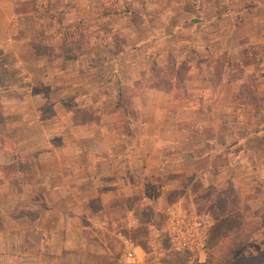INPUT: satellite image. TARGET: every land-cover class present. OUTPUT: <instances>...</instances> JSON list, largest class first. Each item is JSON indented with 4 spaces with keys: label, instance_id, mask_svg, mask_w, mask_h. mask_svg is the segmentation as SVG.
<instances>
[{
    "label": "crops",
    "instance_id": "0c3cea01",
    "mask_svg": "<svg viewBox=\"0 0 264 264\" xmlns=\"http://www.w3.org/2000/svg\"><path fill=\"white\" fill-rule=\"evenodd\" d=\"M231 5L223 6L221 17L209 14L206 25L216 29L207 32V39L219 35L222 22L233 41L236 26H247L248 8ZM33 13L31 0H0V56L16 60L14 68L25 76L23 82L30 76L23 64L31 62L22 64L19 59L39 56L27 47V37H20ZM151 37L148 34L137 40L138 48L118 50L109 58H104L108 53L102 49L74 60L65 61L61 55L63 66L52 84L45 85L43 75L41 85L20 87L36 93L45 89L46 95L37 98L42 106L45 100L53 103L54 116L45 117L36 108L19 114L12 126L5 121L12 150L5 147L0 133V264H84L91 250L88 223L105 220L99 207L108 201H134L147 188L161 193L186 180L215 188L218 171L225 168L229 185L236 189L242 185L233 172L240 165L254 168L264 161V111L256 114L258 131L230 143L227 139L233 135L228 128L224 133L214 128L212 113L207 116L209 126L201 123L204 111L193 106L199 101L198 92L189 98L186 82L182 96L176 98L170 91L146 87L153 75H164L167 69L157 72L152 62L148 69L139 68L135 60L124 63L128 53L153 61L150 49H140L156 40ZM247 41L248 35H243ZM97 55L102 58L97 64L85 60ZM138 87L141 94L130 96ZM123 97L130 113L126 133L116 128L120 114L115 106ZM3 112L6 118L11 115Z\"/></svg>",
    "mask_w": 264,
    "mask_h": 264
},
{
    "label": "rangeland",
    "instance_id": "374dc122",
    "mask_svg": "<svg viewBox=\"0 0 264 264\" xmlns=\"http://www.w3.org/2000/svg\"><path fill=\"white\" fill-rule=\"evenodd\" d=\"M100 1L31 0L34 13L28 17L30 25L25 27L29 33L25 29L20 37H27V47L33 48L39 56L19 59L21 63L31 62L26 66L22 63L26 67L25 73L30 76L23 82L25 76H21L19 69L14 68L16 60L0 56V133L5 147L12 150L13 146L6 137L10 132L5 121L12 126L16 124L14 122L19 114L36 108L45 117L54 116L51 101L45 100L43 106L39 102V95L47 93L45 89L36 93L29 88L20 90V87L41 85L43 75L46 78L45 85L47 82L52 84L54 76L58 77V68L63 66L60 37L65 31L77 27L86 29L97 39L102 46L100 49L108 53L104 58H109L118 50L138 48L137 45L134 47L137 40L151 34L152 40L156 38L155 41L139 45L142 50H151L153 61L140 54L134 56L128 53L123 57L124 63L135 60L139 68L143 66L148 69L153 63L157 72L169 67L180 72L187 83V96L195 98L198 92L199 101L193 106L204 111V121L201 120V123L209 126L211 123H208L207 116L212 113L215 116V129L220 133H224L227 128L230 130V135H233L227 139L230 143L233 139L236 142L242 136L260 129L256 109L264 111V0H115L127 5L129 10L141 17L127 20H110L103 16ZM228 3L234 8H248L247 26H236L233 41L231 34L228 36L227 26L222 22L219 35L215 39H207V32L216 29L211 27L213 24L206 25L209 14L214 16L217 13L221 17L223 6L226 9ZM236 16L238 19V14ZM175 24H178L177 29L172 30ZM243 35H248L249 41L243 42ZM85 60L94 65L102 58L98 55L88 56ZM170 63L173 64L169 66ZM49 84L47 86L51 87ZM25 101H29L28 104H23ZM3 111L11 115L6 118L1 114ZM204 134L209 136L208 127H205ZM219 159L222 161V158ZM261 162L255 165L258 169L240 165L233 172L239 185H242L232 188L235 196L227 190L231 186L226 168L218 171V183L213 184L215 188L208 186L220 191L218 197L225 200L224 204L229 201L236 203L243 223L247 225L244 238L248 240L244 254L252 257H258L264 251V161ZM186 181L177 188L161 193L147 188L144 194L148 196L140 194L124 213L118 212L115 217L100 219V223L87 222L91 226V231L87 232L91 250L86 252L84 264H114L119 246L112 236L113 224L130 239L134 233L145 229L142 235L132 240L143 249L149 264H195L182 253L169 250L166 240L161 236L166 212L173 205L180 206L189 214H206L211 221L212 211H207L205 203L198 199L205 187L195 185L196 181ZM247 181L252 182V186L243 185ZM152 198L156 199L153 201ZM94 207L93 204L92 210ZM240 237L237 235V238Z\"/></svg>",
    "mask_w": 264,
    "mask_h": 264
},
{
    "label": "trees",
    "instance_id": "16d2710c",
    "mask_svg": "<svg viewBox=\"0 0 264 264\" xmlns=\"http://www.w3.org/2000/svg\"><path fill=\"white\" fill-rule=\"evenodd\" d=\"M100 4L102 15L109 19L116 17L130 19L135 16L127 5L118 3L115 0H101ZM60 38L61 55L65 61L74 60L83 54H96L100 51L97 39L84 28L77 27L67 30ZM180 74V72L173 71V68L169 67L164 75H153V79L150 80V83L146 87H154L163 92L170 91L174 97L178 98L182 96L185 82L184 76L182 77ZM135 89L136 91L131 90L130 96H139L143 91L140 87ZM125 96L127 97L128 95ZM122 99L123 101L119 99L115 106L120 114L116 128L126 133L130 126V113L124 104V97ZM260 111V109H256L257 113ZM195 185L201 187L198 182ZM227 190L235 196V191L232 188ZM219 193L220 191L212 187L203 188L198 198L203 204L205 203L207 211H212V213L210 212L212 217L205 243V257L203 262L198 264H264V258L262 257V255L264 256V251L258 257L246 256L244 254L248 240V238H244L247 232V225L243 223L242 215L236 203L229 201L227 204H224L225 200L218 197ZM131 202L130 200L108 201L101 208L99 207V209L106 217H115L117 216L116 213H124L126 210H129ZM213 212L217 214L214 215ZM100 215L101 213L98 214L99 217ZM204 216L207 215L205 214ZM141 231L134 233L131 238L135 239L137 236L142 235L141 233H144L145 229ZM237 235H241V237L237 238Z\"/></svg>",
    "mask_w": 264,
    "mask_h": 264
},
{
    "label": "built area",
    "instance_id": "2783aa9c",
    "mask_svg": "<svg viewBox=\"0 0 264 264\" xmlns=\"http://www.w3.org/2000/svg\"><path fill=\"white\" fill-rule=\"evenodd\" d=\"M209 226L210 219L207 216L189 214L176 205L166 212L161 236L166 240L169 250L182 253L198 264L202 263L205 257ZM112 236L119 246L114 264H149L143 249L114 224Z\"/></svg>",
    "mask_w": 264,
    "mask_h": 264
}]
</instances>
